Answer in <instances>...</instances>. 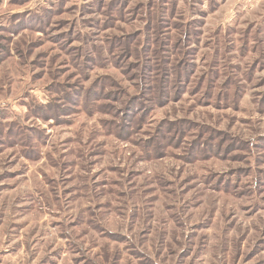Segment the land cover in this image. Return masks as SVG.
Masks as SVG:
<instances>
[{"label":"rangeland","instance_id":"374dc122","mask_svg":"<svg viewBox=\"0 0 264 264\" xmlns=\"http://www.w3.org/2000/svg\"><path fill=\"white\" fill-rule=\"evenodd\" d=\"M0 264H264V0H0Z\"/></svg>","mask_w":264,"mask_h":264},{"label":"trees","instance_id":"16d2710c","mask_svg":"<svg viewBox=\"0 0 264 264\" xmlns=\"http://www.w3.org/2000/svg\"><path fill=\"white\" fill-rule=\"evenodd\" d=\"M198 23V22H197ZM191 36H192V31H190V32H188L187 33V38H188V40H190L191 39ZM189 43H187V45H188ZM188 49H191V48H187V50ZM143 50L144 51H146V52H149V50H150V46L149 47H145V48H143ZM196 50H193L192 52H188L189 54H193L194 52H195ZM188 67L189 68H191V69H188ZM193 67H195V65H194V63H191V62H187L186 63V65H185V67L184 68H182V73L181 74H179L178 75V81L177 82H179V85L180 86H184L185 85V83L189 80V75L190 74H192V71L194 70V68ZM181 68V67H180ZM151 71H152V68L149 66V65H144L143 66V73H142V76H141V80L143 81V82H145L146 80H149V79H152L151 78V76L152 75H149L150 73H151ZM160 72V71H159ZM158 72V73H159ZM162 76L164 77V78H169L170 77V73H169V71H165L163 74H162ZM167 76V77H166ZM155 77H153V79H154ZM185 80V83H183V81H181V80ZM141 80H139L140 81V83L142 82ZM166 81H164V83H165ZM181 82H182V84H181ZM150 88V87H149ZM147 93H149V92H147ZM162 97H166L164 94H163V96H161V103H163L164 101V98L162 99ZM138 99H132L130 102L131 103H127V105H126V116L124 117V119H126V122L128 121V120H133V119H135V118H128V117H130L131 116V113L133 114L134 112H136L138 109L137 108H135V105L138 103V101H137ZM134 101H137V102H134ZM134 107V109H132ZM51 109V108H50ZM139 112V111H138ZM128 114V115H127ZM124 121V120H123ZM125 130H127V128H125Z\"/></svg>","mask_w":264,"mask_h":264}]
</instances>
